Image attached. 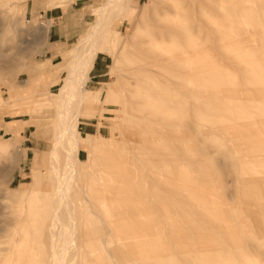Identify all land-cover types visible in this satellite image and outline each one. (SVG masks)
<instances>
[{
    "label": "rangeland",
    "instance_id": "rangeland-1",
    "mask_svg": "<svg viewBox=\"0 0 264 264\" xmlns=\"http://www.w3.org/2000/svg\"><path fill=\"white\" fill-rule=\"evenodd\" d=\"M104 2L0 0V264H264V0L118 1L51 225L60 85Z\"/></svg>",
    "mask_w": 264,
    "mask_h": 264
},
{
    "label": "bare ground",
    "instance_id": "bare-ground-1",
    "mask_svg": "<svg viewBox=\"0 0 264 264\" xmlns=\"http://www.w3.org/2000/svg\"><path fill=\"white\" fill-rule=\"evenodd\" d=\"M118 1H120V0H105V2L102 3V5L98 8V10L96 12V15H95V20H94V22L92 23V26H91V30L86 35H84L81 38V41H86V40L90 39L88 48L86 49V51L83 54H80V52H79V50H81V49H79V50L76 49V48L73 49L72 54H71L72 57H71V59H70V61L68 63V75L64 79L63 83L60 85V92H59L60 96H61V93L64 92V90H66V93H65V97H64V103L57 102L58 103L57 104L58 105L57 109H58V119H59L58 127L59 128H58L57 134L55 135V139H54V143H53L54 144V148H53L54 157L53 156L52 157L54 159H56V160L58 159V157H57L58 155H57L55 149H56V147L58 145L62 144L64 140H66V141L68 140V144H66L67 146L65 145L66 146V152H65L66 153V155H65L66 157H65V161H64L63 165L59 169H58L59 165H57V169L55 170V173L52 171L54 173V177H55L54 184H55V187L57 189L56 191H57V193L59 195L58 199L55 200L54 205L52 206V213L50 215V219H51V222H52L51 225L52 226H53L54 222L60 221V217H61L60 211L62 209H64V212L67 214L68 217H72V219L75 218V217L73 218V211L68 207L69 204L67 205V201H66V193L67 192L66 191H67V189L69 190V188H68L69 185H70L69 181L73 177L72 176V174H73V164H72V160L73 159H72V156H73V154H75V153L78 154V152H79V138H78L77 130H76V121L78 120V117H79L80 114H79L78 110H75V111L72 110L73 113L68 117L66 104H68L67 102H68V100L71 97L76 95V91H78V93L81 94L85 90V88H84L85 87V83L88 80L86 69L90 68L93 65V60L95 59V56L97 54V47H98L97 46V38H98L97 35H99L100 31H103L104 28L106 27L105 26L106 18L109 15V13H111L113 11V8L117 5ZM200 33H202V32H200ZM231 37H232V35H231ZM235 39H237V38H235ZM81 41H78V42H81ZM76 44H77V42H76ZM86 44H87V42H86ZM223 45L225 46V42H223ZM234 45H235V43H234ZM223 48H225V47H223ZM233 48H235V47L233 46ZM243 66L248 69V66L252 67L253 63L245 62ZM26 85H28V81L22 82V86H26ZM58 97H59V95H58ZM76 99H77V97H76ZM57 101H58V99H57ZM78 102H81V97H78ZM69 103H70V101H69ZM70 108H71V106H70ZM221 110H223V109H221ZM258 124H260V125L264 124V119L263 120L260 119L258 121ZM230 125L228 126V124H227V127H225V128L227 130H228V128L230 130H232ZM260 131H261V128H260ZM66 141H65V143H66ZM52 163L53 162H51V164ZM52 169L53 168L50 167V170H52ZM68 201H69V199H68ZM193 201H195V200H193ZM87 213H86V215H87ZM92 219H93V217H92ZM92 219H91V221H92ZM86 220L88 221V219H86ZM70 221H71V219H70ZM52 226H51V228H52ZM63 230H64V228H63ZM73 232H74V230H73ZM69 235H70V233H69ZM59 236H60V234H59ZM62 238H64V236H62ZM68 238H71V237L68 236ZM72 239H73V237L71 238V240ZM71 240L69 241V243L71 242ZM67 243H68V241H67ZM142 243L144 245V242H142ZM145 245H146V243H145ZM65 247H66L65 244L61 245L59 247V250L57 251L58 248L56 249L53 246V244L51 245V252H52V255H53V258H52L53 259L52 260L53 263L52 264H62V261L64 259L63 258V254L66 253V252H64V250L66 249ZM155 247L157 248V245ZM141 250L143 251V249H141ZM153 250H155V249H153ZM153 250H152V253H156V250H155V252H153ZM136 251H137V249H136ZM150 252H151V250H150ZM144 254L146 255V253H144ZM143 257H146V256H143ZM153 257H156V255H154Z\"/></svg>",
    "mask_w": 264,
    "mask_h": 264
}]
</instances>
